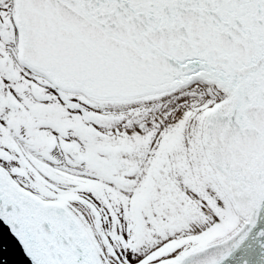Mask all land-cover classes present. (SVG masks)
Listing matches in <instances>:
<instances>
[{
    "label": "snow or ice",
    "instance_id": "1",
    "mask_svg": "<svg viewBox=\"0 0 264 264\" xmlns=\"http://www.w3.org/2000/svg\"><path fill=\"white\" fill-rule=\"evenodd\" d=\"M0 221L30 264H264V0H0Z\"/></svg>",
    "mask_w": 264,
    "mask_h": 264
},
{
    "label": "water",
    "instance_id": "2",
    "mask_svg": "<svg viewBox=\"0 0 264 264\" xmlns=\"http://www.w3.org/2000/svg\"><path fill=\"white\" fill-rule=\"evenodd\" d=\"M0 264H30L16 239L0 221ZM227 264H233L229 261Z\"/></svg>",
    "mask_w": 264,
    "mask_h": 264
}]
</instances>
